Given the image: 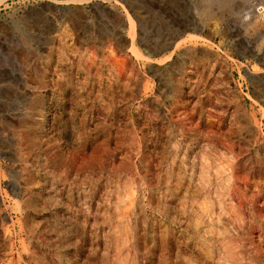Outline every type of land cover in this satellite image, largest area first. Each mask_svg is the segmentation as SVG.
Listing matches in <instances>:
<instances>
[{"label": "rangeland", "instance_id": "obj_1", "mask_svg": "<svg viewBox=\"0 0 264 264\" xmlns=\"http://www.w3.org/2000/svg\"><path fill=\"white\" fill-rule=\"evenodd\" d=\"M4 1L0 264H264V0Z\"/></svg>", "mask_w": 264, "mask_h": 264}, {"label": "bare ground", "instance_id": "obj_2", "mask_svg": "<svg viewBox=\"0 0 264 264\" xmlns=\"http://www.w3.org/2000/svg\"><path fill=\"white\" fill-rule=\"evenodd\" d=\"M3 1H4V0H0V4L3 3ZM79 1H80V2H88V1H91V0H79ZM92 1H93V0H92ZM97 1H98V0H97ZM4 2H5V1H4ZM76 2H77V1H76ZM80 2H79V3H80ZM95 2H96V1H95ZM97 3H98V2H97ZM89 4H90V3H89ZM3 5H4V3H3ZM91 5H92V4H91ZM98 5H100V4H98ZM98 5H97V6H98ZM256 6H258V4H257ZM56 7H57V6H56ZM92 7H93V6H92ZM94 8H95V7H94ZM97 8H99V7H97ZM100 8H101V7H100ZM260 9H261V11H260V13H259V14H260L259 16H260V18L264 21V8L261 7ZM75 10H77V9H75ZM77 11H78V10H77ZM85 11H86V10H85ZM85 11H84V12H85ZM82 12H83V11H82ZM39 13H41V12L39 11ZM60 13H61V12H60ZM72 13H73V12H72ZM76 13H77V12H76ZM76 13H75V14H76ZM85 13H86V12H85ZM43 14H44V13H43ZM83 14H84V13H83ZM253 14H254V13H253L252 8L249 7V8L247 9V12L245 13L246 19H249L251 16H254ZM77 15H78V14H77ZM85 15H87V14H85ZM85 15H84V16H85ZM56 16H57V15H56ZM259 16H258V17H259ZM43 17H44V16H43ZM58 17H59V16H58ZM77 17H78V16H77ZM44 18H45V17H44ZM44 18H42V19H44ZM46 18H47V17H46ZM46 18H45V19H46ZM79 19L81 20V18H79ZM53 20H54V19H53ZM53 20H52V22H53ZM129 20H130V19H129ZM262 20H261V21H262ZM43 21H44V20H43ZM47 21H48V19H47ZM49 21H51V20H49ZM44 22H45V21H44ZM69 22H70V21H69ZM45 23H46V22H45ZM74 24H75V23H74ZM249 24H250V23H249ZM251 24H252V23H251ZM256 25H257V24H256ZM259 25H260V23H259ZM48 26H49V25H48ZM51 26H52V25H51ZM258 28H259V27H258ZM52 31H53V30H52ZM190 38H191V36H190ZM197 39H198V38H197ZM180 42H181V41L177 42V43H176V46H175L174 48H176L177 46H179ZM168 58H169V57H168ZM166 60H167V59H166ZM161 61H162V60H161ZM160 63H161V62H160ZM158 64H159V63H158ZM171 118H172V117H171Z\"/></svg>", "mask_w": 264, "mask_h": 264}]
</instances>
